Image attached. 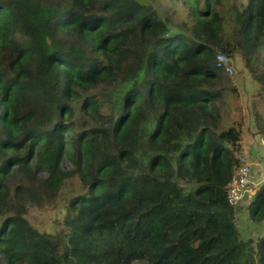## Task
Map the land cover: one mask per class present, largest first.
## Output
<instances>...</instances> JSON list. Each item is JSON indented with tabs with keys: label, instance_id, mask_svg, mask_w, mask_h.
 <instances>
[{
	"label": "trees",
	"instance_id": "1",
	"mask_svg": "<svg viewBox=\"0 0 264 264\" xmlns=\"http://www.w3.org/2000/svg\"><path fill=\"white\" fill-rule=\"evenodd\" d=\"M186 1L200 40L140 0H0V264H264V181L256 238L226 197L244 148L209 43L264 90V0ZM71 176L56 229L33 224Z\"/></svg>",
	"mask_w": 264,
	"mask_h": 264
},
{
	"label": "rangeland",
	"instance_id": "2",
	"mask_svg": "<svg viewBox=\"0 0 264 264\" xmlns=\"http://www.w3.org/2000/svg\"><path fill=\"white\" fill-rule=\"evenodd\" d=\"M140 1L150 5L163 21L168 22L169 27L172 29L177 28L184 36L193 40H200L192 30L191 16H188L189 8L186 0H182L184 3L181 0ZM246 1L240 0L239 3ZM228 3H230V0ZM209 43L214 47L215 55L220 53L218 39L211 40ZM231 68L233 71L226 75L230 80L228 82L230 90L227 93V102L222 112L220 124L222 128L230 125L236 126L241 133L245 149L251 146L255 148V157H250L247 153H243L247 154L246 159L254 164V179L260 180L264 177V151L261 150L259 142L264 139V90L262 89V84L248 70L242 54L233 53ZM71 168L72 166L68 164L67 170ZM65 188L66 190L52 203L44 204L40 207L32 206L27 208L26 216L28 219L33 224L44 228L43 230L54 231L64 214L62 203L67 192H72L78 188L77 176H71ZM252 199L241 203L238 209L236 226L241 235L244 234L256 238L258 236L256 233L261 230L263 225L254 224L249 219L247 207ZM130 264L147 263L142 260H134Z\"/></svg>",
	"mask_w": 264,
	"mask_h": 264
},
{
	"label": "built area",
	"instance_id": "3",
	"mask_svg": "<svg viewBox=\"0 0 264 264\" xmlns=\"http://www.w3.org/2000/svg\"><path fill=\"white\" fill-rule=\"evenodd\" d=\"M216 61L217 66L223 67L228 74L233 71L229 59L224 54L218 53ZM259 142L261 150L264 151V139ZM246 158L247 154L245 153L240 156L241 165L228 184L226 197L229 204L240 205L242 202L254 198L258 186L264 181L263 177L260 180L254 179V164Z\"/></svg>",
	"mask_w": 264,
	"mask_h": 264
},
{
	"label": "crops",
	"instance_id": "4",
	"mask_svg": "<svg viewBox=\"0 0 264 264\" xmlns=\"http://www.w3.org/2000/svg\"><path fill=\"white\" fill-rule=\"evenodd\" d=\"M243 143V142H242ZM243 148H244V152L247 153L250 157H255V148L254 147H246L245 149V145L243 144ZM254 174V173H253ZM264 178V177H263ZM257 180V179H256Z\"/></svg>",
	"mask_w": 264,
	"mask_h": 264
}]
</instances>
